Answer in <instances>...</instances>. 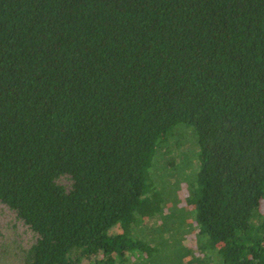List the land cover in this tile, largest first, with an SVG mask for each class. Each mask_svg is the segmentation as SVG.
<instances>
[{
	"label": "trees",
	"instance_id": "obj_1",
	"mask_svg": "<svg viewBox=\"0 0 264 264\" xmlns=\"http://www.w3.org/2000/svg\"><path fill=\"white\" fill-rule=\"evenodd\" d=\"M179 123L196 264H264V0H0V202L30 264L137 259Z\"/></svg>",
	"mask_w": 264,
	"mask_h": 264
},
{
	"label": "rangeland",
	"instance_id": "obj_2",
	"mask_svg": "<svg viewBox=\"0 0 264 264\" xmlns=\"http://www.w3.org/2000/svg\"><path fill=\"white\" fill-rule=\"evenodd\" d=\"M171 132L172 146L163 141V149H157L155 155V162L156 158L161 160L155 185L157 196L162 200V212L154 217L138 218L137 233L133 236L143 242V249L135 250L137 259L128 253L123 256L128 262L134 260L132 264H196L202 256L195 243V208L189 202L200 167L198 139L187 123L175 125ZM60 181L66 185L70 182L66 177ZM119 230V226H113L109 232ZM35 238L34 232L15 212L0 202V264H30L27 252ZM144 247L151 249L150 252ZM101 258L99 254L93 255L82 259L80 264H97Z\"/></svg>",
	"mask_w": 264,
	"mask_h": 264
}]
</instances>
